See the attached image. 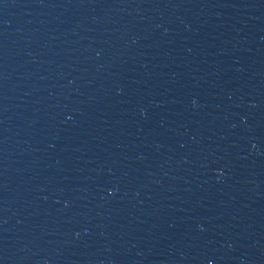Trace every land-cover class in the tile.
Instances as JSON below:
<instances>
[{"label": "water", "instance_id": "obj_1", "mask_svg": "<svg viewBox=\"0 0 264 264\" xmlns=\"http://www.w3.org/2000/svg\"><path fill=\"white\" fill-rule=\"evenodd\" d=\"M0 264H264V0H0Z\"/></svg>", "mask_w": 264, "mask_h": 264}]
</instances>
